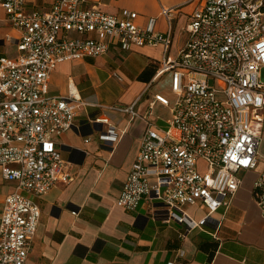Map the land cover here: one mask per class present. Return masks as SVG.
<instances>
[{"label":"built area","instance_id":"2783aa9c","mask_svg":"<svg viewBox=\"0 0 264 264\" xmlns=\"http://www.w3.org/2000/svg\"><path fill=\"white\" fill-rule=\"evenodd\" d=\"M187 3L194 6L187 41L171 58L175 16L184 5L162 9L167 30L160 32L157 18L140 26L137 12L109 14L89 0H56L48 11L29 10L28 0H0L20 32L17 56L0 58V170L14 182L0 215V264H27L42 216L36 198L73 179L58 139L74 127L83 101L73 86L67 96L53 95L51 74L61 63L100 58L115 46L126 52L162 46L164 59L155 62L149 88L167 76L174 95H154L151 109L159 103L171 117L164 127L152 112L144 118L118 206L136 211L147 201L165 209V223L204 230L219 226L213 215L232 204L243 174L253 172L258 175L252 194L264 219V171L257 172L264 124V0ZM139 100L115 109L134 120L141 117ZM95 121L109 127L100 140L114 148L121 137L111 119ZM200 203L208 214L196 220L188 207Z\"/></svg>","mask_w":264,"mask_h":264},{"label":"crops","instance_id":"0c3cea01","mask_svg":"<svg viewBox=\"0 0 264 264\" xmlns=\"http://www.w3.org/2000/svg\"><path fill=\"white\" fill-rule=\"evenodd\" d=\"M55 1L28 0V9L48 11ZM188 1L89 0V5L100 4L109 14L123 9L135 11L140 26L150 17L157 18L160 32L167 30L162 9L184 5L174 21L169 54L174 58L187 41L185 27L194 8ZM19 37V30L0 5V58L17 56ZM163 59L162 46H144L130 52L115 46L100 58L61 63L51 74L53 95L67 96L73 86L83 105L74 127L58 139L73 179L59 182L46 196L36 198L42 216L27 264H264V219L252 194L256 173L243 174V184L232 204L213 215L219 226L210 224L204 230L189 232L184 225L165 223V209L147 201L136 211H126L117 204L140 149L144 118L152 112L164 127L171 117L170 110L159 103L151 109L154 95L163 93L155 85L149 88L151 81L140 79L147 68ZM262 77L264 80V70ZM139 98V118L132 120L115 109ZM99 116L109 117L121 137L114 148L100 140L109 127L96 123ZM259 154L264 158V124ZM13 186L14 182L6 181L0 170V215ZM188 211L196 220L208 214L202 203L188 207Z\"/></svg>","mask_w":264,"mask_h":264},{"label":"rangeland","instance_id":"374dc122","mask_svg":"<svg viewBox=\"0 0 264 264\" xmlns=\"http://www.w3.org/2000/svg\"><path fill=\"white\" fill-rule=\"evenodd\" d=\"M167 76L161 80L158 84H155V86H157L161 91L162 93L167 96L169 99H173V92H172V89H171V86H170V83L167 82ZM264 171V158L261 157L260 159V163H259V166H258V169H257V172H262Z\"/></svg>","mask_w":264,"mask_h":264},{"label":"trees","instance_id":"16d2710c","mask_svg":"<svg viewBox=\"0 0 264 264\" xmlns=\"http://www.w3.org/2000/svg\"><path fill=\"white\" fill-rule=\"evenodd\" d=\"M157 72V66H151L147 68L140 76V79L145 82L151 81V79L154 77V75Z\"/></svg>","mask_w":264,"mask_h":264}]
</instances>
